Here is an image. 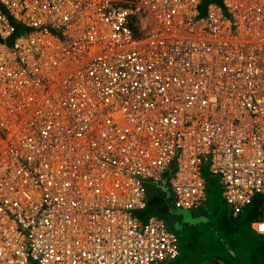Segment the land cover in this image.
I'll return each mask as SVG.
<instances>
[{"label":"built area","instance_id":"built-area-1","mask_svg":"<svg viewBox=\"0 0 264 264\" xmlns=\"http://www.w3.org/2000/svg\"><path fill=\"white\" fill-rule=\"evenodd\" d=\"M0 0V264H161L143 219L264 196V0ZM251 229L264 236L261 216Z\"/></svg>","mask_w":264,"mask_h":264},{"label":"rangeland","instance_id":"rangeland-1","mask_svg":"<svg viewBox=\"0 0 264 264\" xmlns=\"http://www.w3.org/2000/svg\"><path fill=\"white\" fill-rule=\"evenodd\" d=\"M203 9L200 5L199 12ZM202 176L206 184V204L199 206L195 211L186 212L187 220L174 211L171 216L159 214L178 235L183 261L190 263L189 260L193 258L185 257L189 254L188 251H194L200 259L231 260V257L236 255L240 264H264V236L254 233L248 222L252 207L243 209L237 218L231 217L219 179L207 173V165L202 166ZM146 188L149 209L142 215L144 220L154 214L150 209H162L166 203L173 207L172 198L167 196L161 184H149ZM262 198L264 199V196L257 197ZM182 224V230H177Z\"/></svg>","mask_w":264,"mask_h":264},{"label":"trees","instance_id":"trees-1","mask_svg":"<svg viewBox=\"0 0 264 264\" xmlns=\"http://www.w3.org/2000/svg\"><path fill=\"white\" fill-rule=\"evenodd\" d=\"M208 3H214V4H216V5H219L220 3H219V0H204V2L203 3H201V5L203 6V10H202V12H199V15H203V13L205 12V8H206V5L208 4ZM264 199L262 198V199H255L254 200V202H253V204L251 205V211H252V213H251V215H250V217H249V225H251L253 222H255V221H257L258 220V218L261 216V205H262V201H263ZM149 209V207L147 206V208H146V210L145 211H147ZM150 210H152V209H150ZM254 232V231H253ZM255 233V232H254ZM258 235V234H257ZM259 236H261V235H259ZM189 252H191V253H194L195 254V252L194 251H188V253ZM191 253H189V254H191ZM182 254H183V252L181 251V254H180V257L176 260V261H174V262H172V263H163V264H202V262L201 261H199V260H201L200 258H198V255L197 254H195V257H193L194 256V254H191L190 255V257H189V254L188 255H186L187 257H185V258H193L192 260H189L190 261V263L186 260V261H183V256H182ZM234 255V254H233ZM232 256V255H231ZM218 259H220V258H218ZM220 260H222V259H220ZM224 260V259H223ZM222 260V261H223ZM204 261V260H203ZM224 263H226V264H240L239 263V259L236 257V255L235 256H233V257H231V260H228V259H225L224 260Z\"/></svg>","mask_w":264,"mask_h":264},{"label":"water","instance_id":"water-1","mask_svg":"<svg viewBox=\"0 0 264 264\" xmlns=\"http://www.w3.org/2000/svg\"><path fill=\"white\" fill-rule=\"evenodd\" d=\"M172 172H173V170H172V168H170L167 171L166 175L162 178L161 182L155 183V184H161V188H163L165 190V192L167 193V196L170 198H172V197H171L170 190L168 187V179L171 177ZM172 206H173V200H172ZM172 211H174L176 214L180 215L181 217H186V214L184 211H181V210H178L174 207H171V205L168 203L163 205V210L158 209L159 213L167 214V215H171Z\"/></svg>","mask_w":264,"mask_h":264},{"label":"crops","instance_id":"crops-1","mask_svg":"<svg viewBox=\"0 0 264 264\" xmlns=\"http://www.w3.org/2000/svg\"><path fill=\"white\" fill-rule=\"evenodd\" d=\"M216 178H218L217 176H215ZM219 179V178H218ZM219 184L221 185V183H220V179H219ZM222 186V185H221ZM148 201V200H147ZM207 203V194H206V201L205 202H203V203H201L199 206H201V205H204V204H206ZM199 206H197L196 208H194V209H192V210H189V211H195L196 209H198V207ZM148 207H149V203H148ZM202 207V206H201ZM161 210H163V208L161 209ZM152 212H154V214H152V215H157V216H159V214H162V213H159L158 212V209H155V208H153L152 210H151ZM189 211H186V212H189ZM146 212V211H145ZM145 212H144V215H145ZM185 212V214H186V217H188V213H186ZM152 215H150V216H152ZM162 215H167V214H162ZM172 215V214H171ZM171 215H168V216H171ZM180 216V215H179ZM160 217V216H159ZM186 217H181L182 219H186ZM187 220V219H186ZM175 221L176 222H178L177 221V219H175ZM166 224V223H165ZM183 225L184 224H182V225H180L178 228H177V230H182V228H183ZM166 226L168 227V229L170 230V231H172L173 233H175V231L173 230V229H171L167 224H166ZM176 230V229H175ZM176 230V231H177ZM176 234V233H175ZM177 235V234H176ZM177 237H178V235H177ZM178 240H179V237H178ZM179 247H180V242H179ZM189 253H191V252H189ZM180 254H181V247H180ZM180 254H179V257H180ZM191 254H194V253H191ZM191 254H189V257H190V255ZM178 257V258H179ZM193 257H195V254H194V256ZM199 258V257H198ZM210 258H212V257H210ZM202 261V264H226V263H223L220 259H218V258H214V259H201ZM204 260V261H203Z\"/></svg>","mask_w":264,"mask_h":264}]
</instances>
